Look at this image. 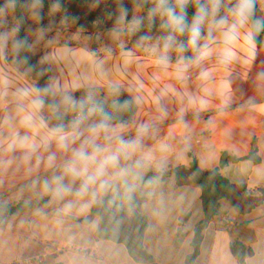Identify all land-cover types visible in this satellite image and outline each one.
I'll return each instance as SVG.
<instances>
[{"label":"crops","instance_id":"crops-1","mask_svg":"<svg viewBox=\"0 0 264 264\" xmlns=\"http://www.w3.org/2000/svg\"><path fill=\"white\" fill-rule=\"evenodd\" d=\"M236 3L220 0L215 15L211 5L206 8V35L187 59L168 57L161 62L160 47H107L94 38L64 44L41 38L38 44L46 43L48 58L55 53L54 68L50 65L53 108L43 105L35 82L0 46V205L29 206L2 220L0 264L50 253V243L63 248L54 255L58 264H145L130 256L124 244L97 238L98 217L80 221L104 197L123 210L145 198L144 249L157 264H186L193 252L194 229L204 218L201 189L195 184L178 186L173 168L188 167L195 160L200 168L217 169L232 183L264 187V0H258L257 9L260 45L248 18L232 28ZM221 19L226 23L220 25ZM47 51L41 48L38 53L45 62ZM121 93L134 101V116L126 124L109 125L94 144L104 150L103 156L120 140L138 141L131 158H122L120 166L138 161L133 171L139 178H127L132 187L127 192L118 169H109L106 191L99 192L97 183L78 196L83 177L73 178L66 169L74 152L93 138L91 129L100 123V114H85L77 126L69 107L90 98L89 104L106 113ZM55 129L66 135L67 147L59 145ZM224 152L239 158L256 153L260 161L222 164ZM93 170L89 166V172ZM149 173L155 178L140 183ZM57 177L71 189L62 198L44 190L46 182L55 187ZM234 242L253 252L244 264H264V204L240 215L228 200H221L220 213L203 231L193 264H239L231 253Z\"/></svg>","mask_w":264,"mask_h":264},{"label":"trees","instance_id":"trees-1","mask_svg":"<svg viewBox=\"0 0 264 264\" xmlns=\"http://www.w3.org/2000/svg\"><path fill=\"white\" fill-rule=\"evenodd\" d=\"M158 0H123L122 8L119 5L110 4V0H0V10L13 13L17 22L16 32L8 50V60L24 72L25 76L32 79L40 94V100L44 106L53 108L55 103L52 99L50 86L51 71L48 64L41 55H36L30 48V40L26 32V24L34 21L37 27L43 26L50 17L58 15L65 22H75L86 30L87 33H96L103 29L118 28L125 22L132 21L135 7L147 9L157 5ZM114 5V6H113ZM211 0H188L184 9L186 24L193 21L198 7L207 8ZM177 14H180L179 4L168 5ZM258 0H253V7L248 19L251 24L253 38L257 45L262 42L261 30L257 21ZM154 23L142 21L140 31H156L160 36L174 35L181 37L185 51L188 50L187 40L183 35L171 32L170 29L162 27L155 30ZM200 40L206 35L201 27ZM127 40H129L127 38ZM146 41L140 42L144 44ZM139 43V42H138ZM127 101V103H125ZM92 104L86 103L83 110L79 104L69 107L73 113L87 114ZM113 115L108 119V124H126L131 121L136 112L134 101L125 93H121L116 100L115 107L109 108ZM99 122L101 115L98 116ZM260 161L256 153L246 157L230 156L221 154V163L240 160ZM178 186L195 184L201 189V202L204 212L203 220L194 229L192 241L193 252L187 257L186 264H193L199 255L202 242V233L208 224L220 213V202L226 199L234 210L240 215H247L254 209L264 204V187L250 188L246 184H235L224 177L217 169L204 170L200 168L195 160L190 166H178L172 169ZM156 174L149 173L140 179V183H147L154 179ZM145 198L135 200L129 210H123L113 205L107 197L95 203L82 223H89L93 218L99 219V231L97 238L122 243L126 246L130 256L139 259L145 264H157L154 258L146 252L143 247L144 235L148 221L142 210ZM29 206L24 202L0 205V225L4 218L17 215L25 211ZM231 253L244 264L246 257L253 252L240 242L231 245Z\"/></svg>","mask_w":264,"mask_h":264},{"label":"clouds","instance_id":"clouds-1","mask_svg":"<svg viewBox=\"0 0 264 264\" xmlns=\"http://www.w3.org/2000/svg\"><path fill=\"white\" fill-rule=\"evenodd\" d=\"M180 7V14H177L172 7L167 6V0H158L157 5L154 9L150 11V15H154L156 12H161L162 15L166 16L167 19L162 24V27L168 28L173 33L183 35L186 31L188 33L187 46L191 48H196L198 41L201 37V27L205 22V19L208 15L207 9L204 6H200L197 9L195 16L191 25L186 24V16L184 14V9L187 3V0H178ZM220 0H211V12L213 15L219 10ZM253 7V0H237L236 5L231 10L234 17L235 23L232 24V28L236 27V24H243L248 16L251 14ZM136 23H139L138 21ZM226 21L221 19L219 21L220 25L225 24ZM174 36L168 35L164 38L163 43V55L161 56V62H167L168 56L167 53L173 47ZM184 44L179 45V50H184ZM90 102L89 100L82 101L79 104L81 110H83L86 103ZM127 103V101H125ZM95 113L101 115L100 123L92 127L91 132L93 138L87 141L85 144H82L79 149L74 152V159L72 163L67 167L66 171L72 175L73 178L83 177V182L80 189L77 192L78 196L85 195L90 186L96 185L98 183V191L104 192L109 187V181L104 179L108 175L109 169H118L116 175L124 181V186L127 192L132 191V187L128 184V177H132L133 180L138 179V174L133 171V167H139V162L137 161L134 166L121 167L120 162L123 158L128 160L131 158V155L136 151L138 141H123L120 140L119 146L112 152L101 156V153L104 151L99 146L94 144V138L99 135L100 132H107L109 128L108 124V115L104 112L102 107H99L95 104L88 109L87 116H91ZM83 119L86 117L81 113L77 118L76 125L78 126ZM60 129L53 130V135L57 136L59 145L61 147H67L66 135L60 134ZM92 147V151H88V147ZM51 161V157L49 158ZM89 166H94V170L89 172ZM62 178L57 177L54 179L53 183L55 187H51L47 182L44 185L45 191H51L53 196L56 198H62L64 195L69 193L71 189L64 186L61 183ZM96 193H93L95 197Z\"/></svg>","mask_w":264,"mask_h":264},{"label":"rangeland","instance_id":"rangeland-1","mask_svg":"<svg viewBox=\"0 0 264 264\" xmlns=\"http://www.w3.org/2000/svg\"><path fill=\"white\" fill-rule=\"evenodd\" d=\"M153 1V0H149ZM110 4L119 5L118 7L122 8L123 0H110ZM168 5H177L178 0H167ZM114 6V5H113ZM156 6L149 7L147 9H143L141 7H135L132 21L125 22L121 27L118 28H108L98 31L96 33H87L86 30L82 29L79 24L75 22H65L55 15L54 17H50L47 22L41 26L37 27L34 23L28 22L26 24V32L30 40V48L34 52V54L39 55L40 49L43 51H47L48 46L46 43L43 47L38 44V41L41 38L50 39L55 43H90L93 38L94 41H97L103 46H128V47H141L152 49V47H160L163 52V43L164 38L166 36H160L156 31H140V26L142 25V21L146 23H154L156 29L160 30L162 28V24L166 21L167 17L162 15L161 12H156L154 15H150V11L154 9ZM139 23H136V22ZM191 24H189L190 26ZM17 22L13 13H8L5 10H0V46L4 49L6 48V54L8 57V50L10 48V44L14 39L16 32ZM202 33V32H201ZM174 36V35H173ZM202 36V34H201ZM185 40L188 39L187 31L183 34ZM127 38L129 40H127ZM204 38V37H203ZM202 38V39H203ZM181 37L174 36L173 47L167 53V56L172 59H179V57H184L185 59L191 57L195 52V49L200 45L202 40L199 39L196 48L188 47V50L183 51L179 50V45L183 42ZM146 41L144 44H140V42ZM139 42V43H138ZM144 49V50H147ZM46 59V63L54 68L56 63L55 58L52 63V56L55 57L54 54H50L48 58V51L44 53ZM45 60V59H44ZM19 69V68H18ZM51 71V70H50ZM24 74V72L22 71ZM25 75V74H24ZM60 97V96H59ZM98 98V97H96ZM113 104L107 107V110H110V107H115L114 101ZM108 105V104H107ZM106 105V106H107ZM106 110V112H107ZM111 111V110H110Z\"/></svg>","mask_w":264,"mask_h":264},{"label":"built area","instance_id":"built-area-1","mask_svg":"<svg viewBox=\"0 0 264 264\" xmlns=\"http://www.w3.org/2000/svg\"><path fill=\"white\" fill-rule=\"evenodd\" d=\"M77 115L79 116L81 113H76L74 119H77ZM48 247L50 248V253L39 254L28 258H19L16 259L12 264H58L54 255L57 256L63 248L55 243L48 244Z\"/></svg>","mask_w":264,"mask_h":264},{"label":"water","instance_id":"water-1","mask_svg":"<svg viewBox=\"0 0 264 264\" xmlns=\"http://www.w3.org/2000/svg\"><path fill=\"white\" fill-rule=\"evenodd\" d=\"M107 115H108V118L110 119L111 117H112V115H113V112L112 111H110V110H107ZM55 117H59V114H55Z\"/></svg>","mask_w":264,"mask_h":264}]
</instances>
